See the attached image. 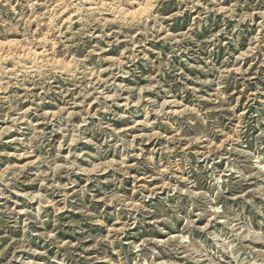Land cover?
<instances>
[{"label": "rangeland", "instance_id": "obj_1", "mask_svg": "<svg viewBox=\"0 0 264 264\" xmlns=\"http://www.w3.org/2000/svg\"><path fill=\"white\" fill-rule=\"evenodd\" d=\"M132 1L0 0V264H264V0Z\"/></svg>", "mask_w": 264, "mask_h": 264}, {"label": "bare ground", "instance_id": "obj_2", "mask_svg": "<svg viewBox=\"0 0 264 264\" xmlns=\"http://www.w3.org/2000/svg\"><path fill=\"white\" fill-rule=\"evenodd\" d=\"M152 3H153V0H144V3H141V2H136L135 0L131 2V6H132V9L130 11H122V9H120V7L116 8V9H119L120 13H123V14H127V15H131L133 17H140V18H143V16L148 13V11L150 10V8H152ZM104 4V3H103ZM99 8V7H98ZM153 11V10H152ZM126 15V16H127ZM142 16V17H141ZM122 18V17H121ZM129 18V16H128ZM15 42L10 40L8 41L7 44H10L9 46H11V44H14ZM26 45V44H25ZM23 53L27 54V56L29 55H34L36 56L37 55V51L28 47L27 46H24V49H23ZM41 54V53H40ZM22 57V56H21ZM26 57V56H25ZM31 57V56H30Z\"/></svg>", "mask_w": 264, "mask_h": 264}]
</instances>
